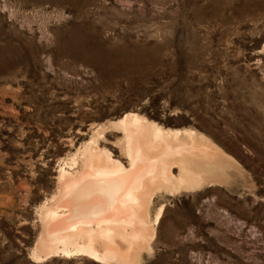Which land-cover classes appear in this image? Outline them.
Returning <instances> with one entry per match:
<instances>
[{
	"label": "rangeland",
	"instance_id": "obj_1",
	"mask_svg": "<svg viewBox=\"0 0 264 264\" xmlns=\"http://www.w3.org/2000/svg\"><path fill=\"white\" fill-rule=\"evenodd\" d=\"M126 112L223 152L153 195L137 264H264V0H0V264H101L30 253L59 167L89 141L125 163Z\"/></svg>",
	"mask_w": 264,
	"mask_h": 264
},
{
	"label": "bare ground",
	"instance_id": "obj_2",
	"mask_svg": "<svg viewBox=\"0 0 264 264\" xmlns=\"http://www.w3.org/2000/svg\"><path fill=\"white\" fill-rule=\"evenodd\" d=\"M111 126L121 132L125 165L89 141L78 152L76 170L59 167L53 203L41 206L33 261L84 255L101 264H137L153 237L150 196L198 188L214 174L223 154L193 129L162 127L139 113L126 112ZM162 208V203L157 206L153 224Z\"/></svg>",
	"mask_w": 264,
	"mask_h": 264
},
{
	"label": "crops",
	"instance_id": "obj_3",
	"mask_svg": "<svg viewBox=\"0 0 264 264\" xmlns=\"http://www.w3.org/2000/svg\"><path fill=\"white\" fill-rule=\"evenodd\" d=\"M123 165H125V163H123ZM156 192H160V191H156ZM154 192L151 196H150V200L152 199L153 195L156 193ZM157 223V222H156Z\"/></svg>",
	"mask_w": 264,
	"mask_h": 264
}]
</instances>
